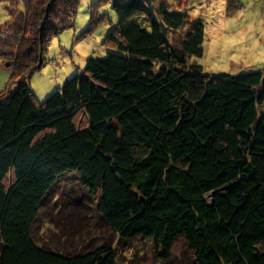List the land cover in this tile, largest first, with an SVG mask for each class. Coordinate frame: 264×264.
Wrapping results in <instances>:
<instances>
[{
  "label": "trees",
  "instance_id": "trees-1",
  "mask_svg": "<svg viewBox=\"0 0 264 264\" xmlns=\"http://www.w3.org/2000/svg\"><path fill=\"white\" fill-rule=\"evenodd\" d=\"M80 1L0 0L13 11L0 24V60L10 62L0 89V264H118L116 242L134 241L170 262L177 240L188 253L180 264H264V68L214 75L189 63L203 55L204 23L170 0H94L86 29L106 20L109 1L115 22L103 43L113 51L39 101L29 77ZM68 174L115 243L68 251L35 236L41 215L52 229L65 213L61 221L88 217L73 186L52 203ZM133 250L121 257L138 258Z\"/></svg>",
  "mask_w": 264,
  "mask_h": 264
},
{
  "label": "rangeland",
  "instance_id": "rangeland-1",
  "mask_svg": "<svg viewBox=\"0 0 264 264\" xmlns=\"http://www.w3.org/2000/svg\"><path fill=\"white\" fill-rule=\"evenodd\" d=\"M93 1L81 0L73 25L63 29L49 40L43 66L28 80L37 100L42 101L55 91L68 76L71 77L77 71L78 67L82 68L89 57L104 56L107 52L113 51L103 43L107 29L111 26L109 20L115 22V15L109 1L100 8L101 13H107L106 20L98 27H93L89 31L86 29L90 19L88 8ZM236 1L239 5L234 8L232 3L227 5L228 0H170L172 8H181L204 23L203 55L191 57L188 60L191 64H200L204 73L236 75L264 68V0ZM12 13L11 8L0 3V24L12 19L9 18ZM28 35L30 34L26 29L23 36L26 37L25 39H30ZM9 66V61L0 60V89L9 79ZM69 186H73L74 193L90 205L88 217L80 223L75 221L72 223L73 220L70 217L61 221L60 219L66 216L65 213L61 217L53 218L58 225L56 224V228L52 229L45 224L48 221V215L46 217L41 215L40 221L36 224L43 226L39 230H42L43 235L39 236L35 232L37 230L35 227V236H38L43 244L68 251L76 245V248L84 249L92 248L107 240L113 241L114 235L99 221V216L92 206V199L79 185L76 174H68L59 179L53 189L52 203L53 198L55 201ZM78 210V213L74 210L75 218H81L87 212V209L82 207ZM116 244L119 252L118 264H180L188 254L184 251L181 240L175 242L170 262L156 259L149 247L144 248L136 241L119 244L116 242ZM262 247L264 248V243ZM133 249L141 253L138 258L135 257L134 260L129 261L121 257L125 252L133 254Z\"/></svg>",
  "mask_w": 264,
  "mask_h": 264
},
{
  "label": "water",
  "instance_id": "water-1",
  "mask_svg": "<svg viewBox=\"0 0 264 264\" xmlns=\"http://www.w3.org/2000/svg\"><path fill=\"white\" fill-rule=\"evenodd\" d=\"M7 65V64H6Z\"/></svg>",
  "mask_w": 264,
  "mask_h": 264
}]
</instances>
